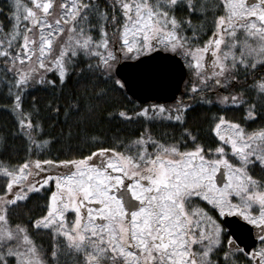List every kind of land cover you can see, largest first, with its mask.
<instances>
[{
    "label": "snow or ice",
    "instance_id": "snow-or-ice-1",
    "mask_svg": "<svg viewBox=\"0 0 264 264\" xmlns=\"http://www.w3.org/2000/svg\"><path fill=\"white\" fill-rule=\"evenodd\" d=\"M0 17V100L15 120L0 156L17 137L28 155L0 158V264H264V0H3ZM179 64L195 81L185 99L113 107ZM70 83L71 103L47 105L69 137L93 121L140 129L78 159L32 158L55 138L25 98ZM204 106L207 136L191 115Z\"/></svg>",
    "mask_w": 264,
    "mask_h": 264
},
{
    "label": "trees",
    "instance_id": "trees-1",
    "mask_svg": "<svg viewBox=\"0 0 264 264\" xmlns=\"http://www.w3.org/2000/svg\"><path fill=\"white\" fill-rule=\"evenodd\" d=\"M3 0H0V6H2ZM0 19H3L0 17ZM211 16H209L208 24L205 28V34L203 35V39H207L211 33L208 29L212 28L211 24ZM195 82L190 73L187 72L186 80L183 84L182 90L177 97V99L172 103L175 104L177 100L185 99L184 92L187 87L191 86V83ZM77 91V85L75 83H70L66 87H64L63 91L59 89L56 90L55 94L51 89L45 90H37L32 92L25 98V107H28L32 103V97L36 98V107L40 109V115L44 124V134L45 138H55L54 143H50L45 145V147L41 150V154L33 156L32 158H41V159H51V158H59V159H78L80 155H89L92 151H95L96 147H110L111 144L107 142L114 135L117 129H123L120 132V138L124 139L128 135L136 132L140 129L143 118L137 119L135 122L130 124H122L119 121H113L109 124L107 121L103 123L99 122H91L87 125H82L80 129L73 128L71 137L68 135V127L64 124H53V120L55 118L49 119L51 113L49 112L47 105L50 101L53 103L56 102V98L59 97V102L67 106L71 103L72 95ZM91 95L90 91H84L79 94V100L81 106L83 107L85 104L89 103L88 97ZM132 100V104H129L128 101L117 99L113 107H118L120 104L126 105L128 108L133 107L138 102ZM4 101L0 100V134H6L8 132L15 130V120L14 118L6 111L3 110ZM140 104V103H139ZM216 109H211L209 111L207 106L197 108L191 115L196 117L193 122L194 127L199 128L200 134L202 136L208 135V119ZM228 116L231 118L233 116L238 117L239 112H234L233 110L228 111ZM61 120L63 119V111L61 113ZM71 119H75L73 116ZM259 125H253V127H258ZM63 128L64 132L61 133V129ZM159 130H163L160 128ZM104 133V135H102ZM90 137H96V142H92ZM100 141H105L101 143ZM26 142L17 137L16 139L9 138L7 142V151L3 153L0 158L8 159L11 158L13 162H22L24 159L28 158L26 152ZM46 203L43 199H33L30 202L29 207L33 209V211L39 215L42 211L46 210L42 206ZM40 239L44 241L48 240L47 233H41L39 236Z\"/></svg>",
    "mask_w": 264,
    "mask_h": 264
},
{
    "label": "water",
    "instance_id": "water-1",
    "mask_svg": "<svg viewBox=\"0 0 264 264\" xmlns=\"http://www.w3.org/2000/svg\"><path fill=\"white\" fill-rule=\"evenodd\" d=\"M183 65L179 64L177 71L173 74L171 82L169 84H163L158 87L143 88L137 90L136 95L129 93V96L140 104L149 103H172L179 96L183 84L187 77V70L180 71ZM232 219V218H229ZM238 234H241V238L245 244H250L253 239V235L249 234L246 230L236 229Z\"/></svg>",
    "mask_w": 264,
    "mask_h": 264
},
{
    "label": "flooded vegetation",
    "instance_id": "flooded-vegetation-1",
    "mask_svg": "<svg viewBox=\"0 0 264 264\" xmlns=\"http://www.w3.org/2000/svg\"><path fill=\"white\" fill-rule=\"evenodd\" d=\"M94 159H96V158L94 157Z\"/></svg>",
    "mask_w": 264,
    "mask_h": 264
}]
</instances>
